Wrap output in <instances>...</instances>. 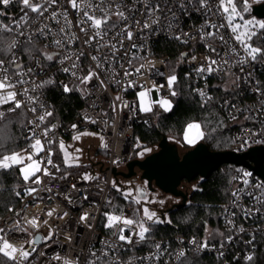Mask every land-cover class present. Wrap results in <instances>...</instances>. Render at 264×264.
I'll return each mask as SVG.
<instances>
[{
	"label": "snow or ice",
	"instance_id": "6c2138e0",
	"mask_svg": "<svg viewBox=\"0 0 264 264\" xmlns=\"http://www.w3.org/2000/svg\"><path fill=\"white\" fill-rule=\"evenodd\" d=\"M12 4L21 5L20 11L23 14L18 19L9 18L8 23L0 20V173L11 174L13 170H16L19 173V179L25 185L38 186L44 183L43 177L49 178V182L66 180L70 175L68 168L81 167L79 154L82 150L76 148L70 152L72 145H66L64 140L56 136L58 123L50 120L54 118L55 112L53 106L42 98L43 89L58 85L64 94L79 92L81 96H87L91 95L92 90L96 88L107 89L106 80L108 83L119 85L123 91L135 88L138 86L136 80L128 79L129 77L143 76L145 72L155 69L154 61L137 53L147 51L150 39L164 30L171 33L173 39L184 44L197 39L198 36L207 50L214 54L203 57L204 62L192 69L205 83L202 88H193L189 85V92L199 97L198 106L208 115L200 120L193 119L186 124L185 142L195 145L200 140L215 139L213 134L222 132L226 127L223 118L215 112L213 107L220 104V101L208 91V77L216 74L220 75L224 83L215 87L228 94L222 97L223 103L220 104L228 117L232 121H239L242 115L244 121H250L254 126L259 125L245 127L243 122H240L242 135L223 139L217 146L237 145L236 151H241L254 144L264 145V82L255 75L258 66L264 67V20L244 18V14L250 11L249 0H243L242 6L239 5V0H131L130 3L128 0H0V6H2L0 17L6 16L5 9ZM70 10L78 17L75 21L70 18ZM194 14L202 17L203 23L196 29L195 34L183 31L180 24L181 18H191ZM53 24L56 25L55 28ZM74 29H79L83 39ZM174 29L177 31L174 32ZM222 30H226L229 34L226 36ZM19 37H24V40ZM39 38L49 42L42 48L37 47ZM216 41H219L220 46L225 49L223 54L213 46ZM77 42L80 48L74 51L72 46ZM236 45H239V50ZM49 48L55 51H48ZM85 48L92 49L97 54H87L93 64L89 65L86 74H80L81 59L86 56ZM23 56H27L31 63L26 65L22 59ZM198 59L195 55L189 57V53H181L179 62L187 60L191 64ZM53 62L60 65L58 71L71 76L74 82L66 83L62 80L57 82L54 76L38 79L45 74V70ZM117 64L120 69H123L122 76L116 71ZM125 64L128 67H125ZM233 67H239L242 75L231 71ZM246 67L249 69L247 72ZM156 74L163 75L158 71ZM190 76L191 72L185 73L186 80ZM89 84L93 85L92 89L88 87ZM164 86H157L154 83L152 88H144L143 85H139L141 90L137 93L138 105L130 104L124 101L122 96L117 95L115 101L121 103L117 105L114 101L110 107L114 113L118 108L121 111L128 108L133 115L137 107L141 112L151 113L153 105H158L165 112H171L175 107L172 99L162 97L151 100L149 98L153 90L159 92ZM166 86L169 97L175 98L180 95L179 78L175 68L167 76ZM244 86L255 94L256 106L240 107L233 103L241 95ZM17 110H20L18 115L21 117H25L26 112L32 113L33 117H25V120L20 123V127L26 129L28 135L23 137L27 141V146L19 150L9 149L7 146L8 142L14 140L11 135V126L15 121L10 114L17 113ZM209 116H214V119H209ZM84 120L96 123V120L87 115L84 116ZM104 124L107 126L108 121L105 120ZM71 128L75 133L72 136L74 141L80 140L84 135H95V133L77 132L76 124H72ZM100 139L101 146L106 147L103 136ZM57 148L61 154L62 163L54 162L53 157L57 155ZM145 151L148 150L145 149ZM237 172L238 175L233 176L232 180L241 181L244 187L232 192L234 197L232 205L240 207L238 201L241 194L250 196L253 199V205L248 208L241 207L243 216L248 219L260 214L261 218H264V180L253 183L250 180L251 172L242 169H237ZM82 179L88 181L99 179V177L85 173ZM107 183H110L111 187L126 201L130 200L136 205L142 204L141 198L144 203L156 202L148 200L147 193L142 188H136L137 195L134 196L131 188L125 191L114 180ZM15 187L19 188L20 185L17 184ZM71 187L76 189L75 184ZM13 190L16 197H21L20 191ZM47 190L51 191L50 188ZM37 191L38 188L34 186H26L23 189L24 195L28 196ZM65 198L72 203L69 196L65 195ZM84 199L88 197L84 196ZM159 202L163 204V201ZM106 205L115 209L111 199L106 200ZM8 211L14 212V209L8 208ZM228 211L225 208V212ZM54 213L55 209H50L46 215L52 217ZM135 213L133 217H127L122 210L119 214L115 210L102 213L105 218L103 226L112 230L111 236L114 239L101 240L102 248L96 251L90 250L85 264H122L116 256L117 252L131 250L136 245L148 243L153 251L146 257L134 259L159 262L166 254L173 255L169 251L170 245L167 242L156 241L153 236L155 226L173 223L167 214L160 217L146 206L136 209ZM15 215L18 218L13 221L11 228L6 230L0 227V264H25L37 252L36 244L39 241H51L59 235L58 229L49 227L44 236L33 237L29 228L39 230L41 223L48 225V221H41L36 216L29 218L20 212H15ZM67 215L68 213L65 212L64 216ZM230 215L234 217L236 213L232 212ZM88 219L87 212L80 216L81 222H87ZM92 219L95 217L93 216ZM227 223L231 226L229 232L236 230L238 234L245 231L243 226L237 229L232 219H228ZM87 227L91 229L93 225L87 224ZM205 233L204 239L197 241L193 237L188 242L197 253L216 249V245L209 242V237L213 233L208 230L207 225H205ZM10 234H27L31 239L13 240ZM215 235L221 238L219 249H216L218 257H223L222 250L226 244L232 243L234 235L226 236L218 229ZM64 239L69 243L72 241L70 234ZM255 239V235L252 234L245 243L255 249ZM180 244L183 245L184 241L180 240ZM38 255L44 256L45 253L41 251ZM174 258L178 264H186V249L181 247L176 250ZM52 259L60 261L61 264H79L78 256L71 259L55 254ZM244 259L246 262H253L255 251L247 253ZM128 264H132L131 260ZM164 264L169 262L164 261Z\"/></svg>",
	"mask_w": 264,
	"mask_h": 264
},
{
	"label": "built area",
	"instance_id": "2783aa9c",
	"mask_svg": "<svg viewBox=\"0 0 264 264\" xmlns=\"http://www.w3.org/2000/svg\"><path fill=\"white\" fill-rule=\"evenodd\" d=\"M130 3L131 0H128ZM243 0H239V5L242 6ZM264 0H249L250 9L254 5H258L263 3ZM2 7V6H0ZM21 5L12 4L7 9H5L7 20L9 18L18 19L23 13L20 11ZM31 16H35V14H30ZM70 18L75 21L78 19L75 13L70 10ZM0 20H4V17H0ZM219 22V21H217ZM203 23V18L197 15H193L191 18L183 17L180 20V24L183 28V31L195 34L196 29ZM54 28L56 25H52ZM23 30V29H22ZM83 39V34L79 33V29H74ZM177 31L176 29L173 30ZM225 32L227 36L229 33L226 30H222ZM19 39L24 40V37H19ZM178 41L172 38V34L168 33L167 30L162 31L159 35L153 36L148 45V50L144 52L137 53L138 55L147 56L148 59L155 62V69L150 72H145L143 76L129 77L128 79H135L137 82V87L129 88L127 91H123L119 85H115L114 83H108L107 89L96 88L92 90L91 95H87L83 97V103L81 108L79 109V113L77 118L71 121L66 127L59 129L62 135L73 136L75 133L71 128L72 124L77 125V132H93L99 135H102L104 138V144L106 147H103V151L105 153V158L102 161L92 163V165L86 167L84 171H81L80 174L73 176L69 175L66 180H54L49 182V178L43 177L44 183L42 185L35 186L38 188V191L31 196H24L21 200V205L19 208L14 209L13 211H9L5 216L0 218V227L5 228L6 230L11 228L13 225V221L18 217L15 215V212H20L22 215L28 216L29 218L32 216L38 217L41 221L47 220L48 225H44L41 223L39 230H34L29 228V232L34 236H44L49 227L52 229H58L59 235L54 237L51 241H39L36 244L37 252L30 257L29 261H26L25 264H61L60 261L53 260L52 257L55 254H59L62 257H68L71 259H75L77 256L79 257V264H85L86 258L89 256L90 250L96 251L102 248L101 240L105 239H114L111 236V231L109 229L104 228V216L102 213L106 211V200L111 199L113 202V196L111 193V184L107 183L113 181V169H118L119 166H125L129 161H131V157L133 152L139 148L140 144L138 142H134V132L133 128L137 123H143L146 125H152L153 121L150 117V113H144L138 110L133 115L128 108H124L122 111L118 108L114 113L110 107V105L115 101V97L120 95L123 97L124 101L129 102L130 104L138 105L139 101L137 99V93L141 90L139 85H143L144 88H152L155 83L157 86L165 85L160 88L159 92L153 90L150 93L151 100H158L162 97H167L170 99H174L169 97V91L166 86L167 76L171 73V66L169 64V55L160 54V50L158 44L160 41ZM49 41L44 38H39L37 41V47H43L44 44ZM181 43L180 41H178ZM127 44V42H126ZM184 46H189L194 49V52L189 53V57L191 55L197 56L199 59L195 62L189 64L187 60L181 63L185 67V73L191 72V76L187 81L191 84V87H204L205 81L199 79L195 72L192 69L198 67L201 63H203V57L214 55L210 53L207 48L204 46V43L201 42L197 36V39L190 40L187 44L181 43ZM215 47H217L218 51L223 54L225 49L220 46L219 41L214 43ZM239 50V45H236ZM80 44L77 42L72 46V50H79ZM48 51H55V49L49 48ZM86 56L81 59V67L82 72L80 74H86L89 65H92L93 62L88 57V53L92 55H96L97 53L92 50L85 48L84 49ZM106 51V50H104ZM135 52V50H133ZM130 58V57H128ZM125 58V59H128ZM24 63L26 65L31 62L28 60L27 56L22 57ZM231 59H235V57H231ZM123 62V61H121ZM70 63V62H69ZM137 64L139 62H136ZM60 65L56 63H52L46 70L45 74L38 77V79H46L48 76H54L57 82H74L73 78L68 74L62 73L58 71ZM107 67V65H106ZM125 67H128L125 64ZM263 67L258 66L255 75L259 78V72ZM249 69L246 67L245 71L247 72ZM116 71L119 72L122 76L123 69L119 68V65H116ZM157 71L159 73H163V75L156 74ZM234 73L238 75H242L240 73L239 67H233L231 69ZM184 73V76H185ZM118 79L120 77H117ZM225 79H227L225 77ZM208 91L211 95L216 97L220 104L223 103L222 97L228 95L223 93L219 88L215 87L216 85L224 83L221 80L220 75L213 74L208 77ZM264 82V80H262ZM95 83V81L93 82ZM88 87L90 89L93 88L92 84H89ZM44 96L42 97L46 100L47 103L51 104L48 94L47 87L43 89ZM176 98V97H175ZM199 98V97H198ZM117 105H119L120 101H115ZM233 103H236L240 107L245 106H256L257 98L254 93L250 92L247 86H244L243 91L240 96H238ZM220 104H217V107L223 112L225 117L229 122V128L231 130V138H236L242 135L241 123L245 127H258L259 125H253L250 121H244L243 116L239 117V121H232L226 111H224ZM163 111L158 105H153V111ZM107 113V115H104ZM27 118H33L32 113L26 112ZM90 116L92 119L96 120V123H91L84 120V116ZM108 121V125L105 126L104 121ZM28 135L27 131H25L24 136ZM255 146H264V145H252ZM249 147V148H251ZM237 145H231L230 150L234 153L241 154L246 152V150L236 151ZM43 155V153H41ZM56 162V161H54ZM57 163V162H56ZM230 165V177L228 182V196L227 201L221 206L220 209V227H211L216 228L220 232H223L227 235H234V240L230 244H226L225 248L222 250L224 252L223 257H218L217 250L219 249V240L221 239L219 236L214 235L212 239L209 240L210 244H215L216 249H208L202 252H195L193 247L188 243L193 237H188L182 234H172L170 236H154L156 241H165L170 247L169 251L173 253L172 256L165 255L161 258L159 262H149V261H140L134 259L136 257H146L149 255L153 249L151 248L150 243L148 244H139L136 245L135 248L131 250H121L116 253V256L119 257L122 264H128V261L131 260L132 264H164V261H168L169 264H178V262L174 258V254L176 250H179L181 247L186 249L187 251H193L195 254H210L214 257L215 260H218L217 264H233V263H247L244 259L245 255L249 252L255 251V256L257 255V251L259 248L260 237H264V218H261L260 214L252 218L246 219L242 212L241 207L248 208L253 205V199L250 196L241 194V198L238 201L240 207H234L232 205V200L234 197L232 196V192L237 188H243L244 185L239 180H232L233 176H237V169H242L244 171H249L252 173V177L250 180L254 183L257 180H262L261 177L257 176L252 172V170L247 169L243 166ZM88 173L92 176H97L99 179L96 180H88L85 181L82 179L83 174ZM59 175V174H58ZM72 184L76 185V189H72ZM50 188L51 191L47 189ZM103 189V191H100ZM250 190V189H246ZM65 195L69 196L72 200V203L65 198ZM84 196H87L88 199H84ZM225 208L229 211L225 212ZM50 209H55V213L52 217H48L46 215L47 211ZM127 209L124 214L127 217H131ZM68 213L67 216H64V213ZM89 213V219L87 222H81L80 216L84 213ZM235 212L236 215L232 217L230 213ZM95 219H92V217ZM228 219L234 220L237 229L240 226H243L245 231L243 233H238L236 230L229 232L230 225L227 223ZM87 224H92L93 227L89 229ZM71 235L72 241L71 243L67 242L64 237L66 235ZM127 234V233H126ZM254 234L256 239L254 241L255 249L251 245H247L245 241L251 238V235ZM13 240H27L31 239L27 234H10ZM205 238V237H204ZM203 238V239H204ZM180 240L184 241V244H180ZM128 248V246H125ZM43 251L45 253L44 256L38 255L39 252ZM99 255V252L97 253Z\"/></svg>",
	"mask_w": 264,
	"mask_h": 264
},
{
	"label": "trees",
	"instance_id": "16d2710c",
	"mask_svg": "<svg viewBox=\"0 0 264 264\" xmlns=\"http://www.w3.org/2000/svg\"><path fill=\"white\" fill-rule=\"evenodd\" d=\"M4 20L8 23L7 16ZM7 35V34H6ZM160 54L169 55V64L171 66V72L175 68L176 74L179 78V91L180 95L173 99L175 107L171 112L156 111V122L152 125H146L143 123L135 124L133 128L134 142L140 144L131 157L136 159V153L138 149L144 146H152L159 143L163 137H167L169 134L177 136L182 140V133L186 127V124L193 119L200 120L208 114L201 110L198 106V96L194 93L190 94L189 85H191L184 76L185 67L179 62L181 53H191L195 50L192 47L184 46L178 41H160L158 44ZM259 79L264 80V67L259 72ZM47 94L51 105L53 106L55 116L50 118L51 122L58 123L56 129V136L59 139L69 140L70 136L62 135L61 128L66 127L71 121L77 118L79 109L83 103V97L79 92H73L70 94H64L62 89L57 86H48ZM216 113L223 118L226 127L223 131L214 133L215 139L201 140L207 148L212 152L228 151L230 147H218L217 145L223 139H231V130L229 128V122L223 112L217 107V104L213 106ZM17 113L10 114L15 123L11 126V135L14 140L8 142L9 149L20 148L27 146V141L23 139V135L26 129L20 127V123L27 118L21 117ZM152 117V115H150ZM209 119H214V116H209ZM57 152V149H56ZM99 155L105 157L103 149H99ZM54 161L62 163L60 156H54ZM85 167H71L67 171L70 175L76 176L81 173ZM230 165L222 164L212 171L209 176L201 180L198 187L193 190L189 197V204L182 208H177L168 213L169 218L173 221L171 225H157L154 228L153 236H170L172 234H182L188 237H195L197 241L204 238L205 225L209 227H220V209L221 206L227 201L228 196V182L230 177ZM199 177L195 178L197 180ZM19 184L20 187L15 186ZM0 218L5 216L9 211L8 208L17 209L21 205V200L24 196L23 189L26 186L22 180L19 179V173L13 170L11 174L0 173ZM21 192V197H16L14 190ZM113 196L112 204L115 209L125 210L127 206L131 204L130 200L126 201L123 196L117 193L113 188L111 189ZM131 206V205H130ZM107 206L106 208H108ZM218 260L210 254H195L193 251L186 252V264H217ZM233 264H264V237H260L259 248L257 255L253 262L247 263H233Z\"/></svg>",
	"mask_w": 264,
	"mask_h": 264
},
{
	"label": "water",
	"instance_id": "95a60500",
	"mask_svg": "<svg viewBox=\"0 0 264 264\" xmlns=\"http://www.w3.org/2000/svg\"><path fill=\"white\" fill-rule=\"evenodd\" d=\"M251 14L264 19V2L254 5ZM222 164L243 166L264 180V146L249 148L241 154L232 151L212 152L203 142H198L183 154L175 144L163 137L158 149L143 159H133L126 164L127 172L113 169V176L129 178L140 171V178L146 180L149 190L159 189L166 194L181 198L180 203L172 205L167 212L186 205L190 195L180 189L182 181L191 182L199 177L206 179ZM39 236V235H37Z\"/></svg>",
	"mask_w": 264,
	"mask_h": 264
},
{
	"label": "rangeland",
	"instance_id": "374dc122",
	"mask_svg": "<svg viewBox=\"0 0 264 264\" xmlns=\"http://www.w3.org/2000/svg\"><path fill=\"white\" fill-rule=\"evenodd\" d=\"M244 18L245 19L256 18L258 20H264L262 18H258L255 15H252L251 9L248 13L244 14ZM156 111L157 110L155 109L153 112L150 113V115H152L151 118H152L153 123L156 122V116H157ZM88 133H93V132H88ZM101 136L102 135L95 133V135L81 136V139L78 141H74L72 139V136L69 138V140H66V139H62V140H64L66 145H72V147L69 149L70 152L74 151V149H76V148H79L82 150V152L79 154L80 155L79 163L82 165L81 167H85V169H86V167L89 168V166L92 165V163L102 161L105 158L104 156L99 155V149H103V147L101 146L102 145V141L100 139ZM166 138L168 139V141L170 143H173L176 145L177 150L180 154H183L188 149H190L194 146V145H189L188 143L185 142L184 131L182 133V138H181L182 140H180L177 136L170 135V134ZM200 141H198V142H200ZM103 143H104V140H103ZM145 149H147L148 151H145ZM157 149H158V144L152 145V146L141 147L140 149H138L137 153L135 154L136 158H143V157L151 154L152 152H155ZM141 153H142V155H141ZM57 156H60V158L62 160V157H61V154L59 153L58 148H57ZM85 169H83L82 171H84ZM117 171L118 172H127L126 165L125 166H119ZM113 180L116 181L118 186L125 191L128 190L129 188H131L133 190L134 196L137 195V193L135 192V189L138 187L142 188L147 193V199L148 200L156 201L154 203H144L143 198H141L142 199L141 205H136L134 203H131L130 204L131 206L130 205L127 206L125 210L121 209L123 212H125L127 209H129L128 212H129L131 217H133L136 214L135 210L138 208H141L142 206L148 207V209L150 211H155L157 213V215L160 217H164L165 214H167V216H168L169 212H167V210L172 205L181 202V198L174 197L170 194H166L157 188L154 190H149V188L147 187L146 180H143L140 178V171H138V170H136V174L132 177L126 178V177H123L121 175H118V176L114 177ZM200 181H201V178H198L197 180H193L191 182L182 181V183L180 185V189L184 192H188V194L190 195L191 192L198 187V184ZM159 201H163V204H161ZM187 204H189V199H188L186 205ZM108 208L109 209L106 208V211L112 212L115 210V211H117V214H119L120 209L117 208V210H116V209H113L112 207H108ZM168 218H169V216H168ZM207 228L210 232L213 233V235L211 237H209V240H210L215 235L216 228H211L209 226H207ZM205 235H206V233H205ZM205 235H204V237H205Z\"/></svg>",
	"mask_w": 264,
	"mask_h": 264
},
{
	"label": "crops",
	"instance_id": "0c3cea01",
	"mask_svg": "<svg viewBox=\"0 0 264 264\" xmlns=\"http://www.w3.org/2000/svg\"><path fill=\"white\" fill-rule=\"evenodd\" d=\"M152 153H153V152H152ZM145 157H146V156H145ZM145 157H143V158H145ZM143 158H136V159H140V160H141V159H143Z\"/></svg>",
	"mask_w": 264,
	"mask_h": 264
}]
</instances>
